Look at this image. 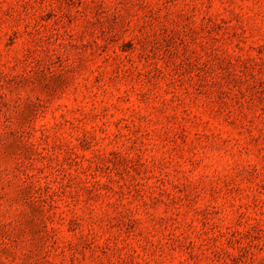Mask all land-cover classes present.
Instances as JSON below:
<instances>
[{
  "label": "rangeland",
  "instance_id": "rangeland-1",
  "mask_svg": "<svg viewBox=\"0 0 264 264\" xmlns=\"http://www.w3.org/2000/svg\"><path fill=\"white\" fill-rule=\"evenodd\" d=\"M0 264H264V0H0Z\"/></svg>",
  "mask_w": 264,
  "mask_h": 264
}]
</instances>
